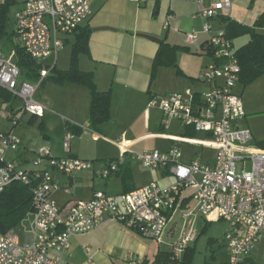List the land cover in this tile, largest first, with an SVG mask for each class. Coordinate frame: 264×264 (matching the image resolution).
<instances>
[{
  "label": "built area",
  "instance_id": "obj_1",
  "mask_svg": "<svg viewBox=\"0 0 264 264\" xmlns=\"http://www.w3.org/2000/svg\"><path fill=\"white\" fill-rule=\"evenodd\" d=\"M92 2L24 0L16 13L15 22L20 45L38 62L49 58L56 62L65 44L64 36L74 34L92 15ZM232 3V0H223L207 9L200 7L199 11V15L206 20L203 31L211 34L207 43L213 56V61L204 67L200 79L210 83L211 88L200 94L190 89L172 92L160 101L152 99L149 102L150 107L157 106L162 110L166 123L176 119L195 131L208 133L210 139L204 144L217 149L214 162L206 163L197 157L184 163L178 146L165 152H135L130 143L122 140L118 143L121 156L101 169L103 177L110 176L129 152L146 168H167L174 174L177 181L169 187L151 182L120 194L100 190L90 199L60 205L53 193L61 188L71 193V189L54 181L48 169L42 168L44 162L61 173L74 174L94 168L95 161L55 157L47 148L39 150L33 161L34 169L5 160L6 152L18 149L22 142L15 132L19 120L11 110H6L13 127L0 133V196L15 182L30 186L35 221L34 231L27 235L25 241L14 229L0 232V264H62L64 254L71 247L72 237L94 230L108 217L136 229L145 238L163 243L173 214L181 207L186 189L193 190L197 213L208 219L228 222L225 246L229 258L225 264L245 263L264 236V149L253 142L252 131L241 124L246 114L241 95L234 92L241 66L233 39L225 28L215 29L207 21L219 14H228ZM198 36L197 32H190L186 41L191 43ZM55 62L44 65L37 80H22L18 63L0 48V88L21 97L25 112L42 117L45 106L35 98V93L55 67ZM71 140L72 134L68 132L64 138L66 149H69ZM180 140L198 143L195 139ZM239 164L242 170L250 167L249 172H238ZM187 216L185 212L184 217ZM196 238L195 232L187 230L173 248L182 255L187 245ZM127 261L139 264L132 253L128 254Z\"/></svg>",
  "mask_w": 264,
  "mask_h": 264
},
{
  "label": "crops",
  "instance_id": "obj_2",
  "mask_svg": "<svg viewBox=\"0 0 264 264\" xmlns=\"http://www.w3.org/2000/svg\"><path fill=\"white\" fill-rule=\"evenodd\" d=\"M219 1L223 0H145L141 2L93 0V13L81 25V27L88 26L92 30L89 38V53L79 56V67L93 73L100 91L111 92L110 118L99 124L96 129L92 128L90 120L92 92L84 84L69 80L57 82L50 78L52 74L50 72L35 93V98L45 106L42 117L32 116L25 112L24 104L17 108L13 100L16 95L3 89L0 94V105L5 107V118L10 121V124L8 127L0 128V133H5L13 127L11 118L6 115V110H11L15 117L20 111L29 114L28 122L57 116L63 123V144L68 132L72 134V139L73 135L81 139L85 130L91 129V136L94 140L105 141L115 151L114 154H111L112 156L108 157H87L82 152L83 149L78 147L74 152H71L70 144L69 149H65L67 155L63 157L95 161L94 168L74 174L61 173L44 162L42 168L48 169L51 178L62 187L71 189V193H66L63 188L53 193V197L60 205L79 199L92 198L96 191L101 190L99 184L95 182L98 178L108 179V190L106 191L110 194H120L125 190L142 187L151 182H158L162 187H169L176 183L175 175L167 168H146L129 152L124 155V161L116 171L106 178L103 177L101 169L110 161L121 156V147L118 143L122 140L130 143L131 149L135 152L145 150L165 152L178 146L182 151L181 160L184 163H189L197 157H201V160L206 163L214 162L217 149L204 144L210 139L208 133L195 131L176 119H170L166 123L162 110L157 106L150 107L149 102L152 99L160 101L161 98L172 92H183L190 89L195 94H200L207 88H211L210 83L200 79L204 67L213 61V56L207 48L211 34L203 31L206 20L199 15V11L200 7L207 9ZM232 1L228 14H219L214 18L207 19L215 29L225 28L227 19L242 25L254 26L259 16L264 12V0ZM101 27L109 28L95 30V28ZM258 30L264 33V28ZM190 32H197L199 36L195 41L188 43L186 35ZM75 33L64 36L65 44L72 43L67 66L59 67V57L66 47L65 44L60 49L56 62L53 58H49L41 63L47 65V62L48 64L55 62V67L58 69H69L73 45L76 40ZM144 35L153 36L160 41ZM249 39L250 35L245 34L233 39V42L237 48L247 43ZM237 40L242 41L241 44H237ZM162 41L187 49L180 48L176 53L178 68L173 65L161 66L153 77V62ZM82 55L86 56L85 61L82 60ZM238 83L241 82L238 81ZM41 87H43V93L37 96ZM17 119L19 124L15 127V132L22 142L18 149H9L6 152L5 160L16 161L24 168L34 169L33 161L37 158L39 151L31 148L29 142L23 140L24 135L18 132L20 118L17 117ZM41 122L44 126L48 123L47 120ZM165 123L167 126L164 125ZM87 124L89 125L87 128L82 127ZM200 133L203 135L202 138L197 136ZM46 136L50 137L49 134ZM182 138L195 139L198 143L180 140ZM155 140L167 141L168 146L152 148L147 145ZM197 146H202L204 151L200 154L184 152V148L188 150V147ZM47 149L51 155L55 156L50 148ZM31 154L33 155L31 156ZM134 162L140 163L142 169L149 170L152 175H135ZM137 177L140 179L139 185L136 184ZM112 185L117 189H110ZM196 206L193 190L186 189L183 193L181 207L173 214L163 243H172L173 248L174 243L181 238V233L187 231L188 227L190 230L198 229L199 218L205 219L206 222L220 221L200 215L196 211ZM185 212L188 213L187 217H184ZM163 243H155L154 251L158 252L161 249L158 245ZM150 244L147 238L143 237L136 229L108 217L94 230L72 237L71 247L64 254L62 264H129L127 261L129 253L136 256L139 263L144 259L150 261V248L152 247ZM157 252L155 253L157 254ZM250 256L251 254L244 264L251 260Z\"/></svg>",
  "mask_w": 264,
  "mask_h": 264
},
{
  "label": "rangeland",
  "instance_id": "obj_3",
  "mask_svg": "<svg viewBox=\"0 0 264 264\" xmlns=\"http://www.w3.org/2000/svg\"><path fill=\"white\" fill-rule=\"evenodd\" d=\"M3 4V0L0 5ZM9 13L8 20L5 25V34L0 38V48L5 51V53L15 60V50L20 46L19 38L16 34V13L23 5V0H9ZM242 41L237 40V44H241ZM63 52L60 55L59 67L65 66L68 64L69 58L71 55L72 43L65 44ZM82 60L86 58L85 55H82ZM48 64V62L46 63ZM50 64V63H49ZM52 64V63H51ZM67 66V65H66ZM21 79L24 80L23 76ZM210 88H207L209 90ZM206 90V91H207ZM234 92L241 95L244 105H245V116L241 119V124L244 127H248L253 134V142L257 145H262L264 143V74L260 76L253 83L244 86L242 83H238L234 88ZM43 93V87L39 90L37 96ZM14 104L17 108H20L24 101L22 98L16 96L13 98ZM0 128L8 127L10 121L5 118V107L0 105ZM17 117L20 118V125L18 126V132L23 134V140L27 143L29 142L30 147L36 150L37 152L42 148H50L52 153L55 156L63 157L67 155L66 148L63 144V123L61 118L57 116H51V119L48 117L39 118L34 122H28L29 114L23 113L22 111L17 113ZM47 120V125L44 128L40 127V122ZM182 129L183 127L180 126ZM92 130L86 129L83 135V138L79 139L77 136L73 135L71 142V152H74L76 147L83 149L85 156L101 158L112 156L115 152L112 147L108 145L105 141L94 140L91 136ZM107 134V132H105ZM46 134H49L50 137H47ZM108 135V134H107ZM202 138L203 135L200 133L197 135ZM152 148H164L168 146V142L164 140H155L147 144ZM187 147V146H185ZM189 149L184 148V152L189 154V152H197L200 154L204 151L202 146L197 147H188ZM33 154H31L32 156ZM135 163V175H152L149 170L142 169V166L138 162ZM250 168V167H249ZM248 170H242L240 164L238 165V172H249ZM99 184L101 190H108V179L98 178L95 180ZM140 179L136 178V184H140ZM107 183V184H106ZM112 190H116L117 187L112 185ZM74 190V188H73ZM107 192V191H106ZM114 194V193H113ZM34 221L35 215L33 212H29L26 217L19 222V224L14 228L23 241L26 240L28 234H31L34 231ZM229 224L225 220H220L217 222H206L205 219L199 218L198 220V229L192 230L196 235L199 236L196 240H193L189 243L188 247L191 249L193 254L191 264H205L206 261H214L217 263H225L228 260L229 252L225 246V233L228 230ZM204 229V232L202 230ZM181 230V227H180ZM190 231V228H187ZM184 232L181 233V236ZM178 237L179 234H178ZM150 242L151 260L155 256L154 244L158 243L152 239H148ZM161 249H171L172 243H163L158 245ZM158 250V248H157ZM251 260L246 264H264V236L256 244L255 248L251 253ZM150 260V261H151Z\"/></svg>",
  "mask_w": 264,
  "mask_h": 264
},
{
  "label": "trees",
  "instance_id": "obj_4",
  "mask_svg": "<svg viewBox=\"0 0 264 264\" xmlns=\"http://www.w3.org/2000/svg\"><path fill=\"white\" fill-rule=\"evenodd\" d=\"M9 5V0L0 5V38L6 33L5 25L8 20ZM261 28H264V12L259 16L254 26L242 25L234 20L227 19L225 29L231 39L245 34L250 35L247 43L236 48V56L241 66L239 81L244 86L253 83L264 74V33L258 30ZM78 29L75 33L76 40L73 45L70 68L60 70L53 67L50 78L57 82L69 80L81 83L91 90L90 120L92 128L96 129L99 124L110 118L111 92L100 91L93 73L80 69L79 56L83 53H89V38L92 30L88 26H80ZM180 48L187 49L165 41L160 43L153 62V77L161 66L173 65L178 68L176 53ZM207 48L209 53L212 54L211 47L207 45ZM15 61L20 66L22 76L31 81L39 78L40 70L44 67L43 63L31 57L21 45L15 50ZM2 91L3 89H0V94ZM40 127L44 128L43 122H40ZM260 147L264 149V143ZM131 190L133 189L125 190V192ZM32 210L31 187L20 182L9 185L0 196V232L14 229ZM203 232L204 229L201 233ZM192 258L193 254L189 247L185 249L182 255L174 248L160 249L152 261L144 259L139 264H191ZM205 264L225 263L206 261Z\"/></svg>",
  "mask_w": 264,
  "mask_h": 264
},
{
  "label": "water",
  "instance_id": "obj_5",
  "mask_svg": "<svg viewBox=\"0 0 264 264\" xmlns=\"http://www.w3.org/2000/svg\"><path fill=\"white\" fill-rule=\"evenodd\" d=\"M105 28H109V27L95 28V30H96V29H105ZM144 36H146V37H148V38H150V39L156 40V41H160L159 39H157V38H155V37H153V36H150V35H144Z\"/></svg>",
  "mask_w": 264,
  "mask_h": 264
}]
</instances>
